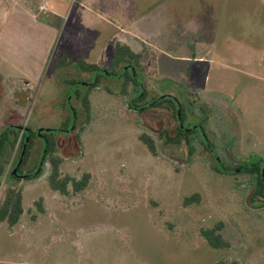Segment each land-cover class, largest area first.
I'll return each mask as SVG.
<instances>
[{"label":"rangeland","instance_id":"rangeland-1","mask_svg":"<svg viewBox=\"0 0 264 264\" xmlns=\"http://www.w3.org/2000/svg\"><path fill=\"white\" fill-rule=\"evenodd\" d=\"M17 1L23 7L0 4V132L52 130L61 172L91 178L78 193L52 191L37 139L22 171L40 168L39 175L12 179L19 143L8 144L0 201L6 186L20 187L24 212L11 228L0 222V264H264V191L253 194L252 175L215 170L216 157L234 166L228 154L264 164V0ZM115 42L141 53L146 100L169 93L181 101L186 123L201 120L214 155L198 133L165 143L160 134L176 124L170 112L130 108L131 86L123 95L106 74L89 92L85 118L73 94L85 85L72 80L95 73L75 60L108 68ZM62 54L73 63L54 69ZM69 103L75 128L57 131ZM142 132L156 156L138 139ZM194 193L200 202L184 206ZM39 198L43 213L33 205ZM218 222L225 249L200 234Z\"/></svg>","mask_w":264,"mask_h":264},{"label":"trees","instance_id":"trees-1","mask_svg":"<svg viewBox=\"0 0 264 264\" xmlns=\"http://www.w3.org/2000/svg\"><path fill=\"white\" fill-rule=\"evenodd\" d=\"M140 58L141 53L134 52L126 43L115 42L108 68H101L97 63L87 62L82 58H77L75 60V64L80 70L89 72L91 74L95 73V76L92 78V80H90V83L86 81L72 80L75 81V84H80L81 87L85 85V91L81 92L79 90V87L73 89L74 96L81 102V105L85 112V118L88 119L89 116V92L90 90L98 86L99 82L103 78H101V75L106 74L119 81L118 86L120 87L118 88V91L123 95L126 94V89L129 87V85L131 86V91L134 92V94L129 97L128 100V105L130 108L135 109L137 110V112L141 113L152 107H164L170 112V116L173 118L176 124L172 133H169L165 130L160 134L162 137H164L165 143L177 145L182 141L186 142L187 138L191 134L196 132V126H193L190 123H186L188 115L187 111L189 110L188 107L185 106L176 97L166 94L151 97L149 98V100H146V97L148 95L147 90L145 89V86L142 84V82H140L136 78L137 68L140 65ZM72 63L73 60L71 57L66 54H62L55 60L53 68L59 69L69 66ZM125 66H127L128 68L125 69ZM68 109L70 112L68 116H66L62 121L57 131L66 132L71 131L75 128L76 110L70 105V103ZM188 126L190 129L186 130V127ZM199 126L204 129L201 123H199ZM27 128L28 130L24 131L21 128L13 129L8 127L0 132V153L6 148L8 144H14L18 140L19 152L14 167L19 159L22 146L25 143V138L28 136L22 161L19 163L16 173H12V169L9 173V177L16 180L20 177L19 175L21 174V172H24V174H26L25 179H31L39 175L40 168H35L33 171H22V168L27 165L29 161L30 151L35 145V140L39 139V137H42L43 140L41 141L43 142V145L41 148V155L37 163L39 165L42 161H47L49 163L50 170L46 176L48 187L52 191L64 196L75 194L84 190L89 184L91 174L89 172H83L80 177L76 178L68 174H63L61 172V164L63 162V158L56 153V139L52 135V130H43L41 132V135L38 136L36 129H31L30 127ZM18 134H20L19 137ZM204 136L206 144L212 146V143L208 139L206 133H204ZM138 139L146 146L151 155H157L156 145L151 136L142 132L138 135ZM202 143L205 145L203 140ZM189 153H191V148H189ZM262 165L263 163L260 160H257L252 165H245L243 169L240 170V172H246L255 175L256 181L253 194H261L264 191V182L261 176ZM215 169L226 174L232 173V169L230 166L224 167V169H222L223 171H221V167L216 165ZM4 171V165L0 163V177L4 174ZM199 202L200 195L198 193H194L190 196H185L183 198L182 204L184 206H187ZM33 205L37 208L38 212H44V209L42 208L41 198L34 201ZM23 212L24 209L22 206V189L20 187H15L12 185L6 186L3 192V197L0 201V222L6 223L7 226L11 228L19 223ZM222 227V222H218L211 228L200 230L201 236L205 239L206 243L210 247L215 249H225L230 247V243L225 240L221 234Z\"/></svg>","mask_w":264,"mask_h":264},{"label":"flooded vegetation","instance_id":"flooded-vegetation-1","mask_svg":"<svg viewBox=\"0 0 264 264\" xmlns=\"http://www.w3.org/2000/svg\"><path fill=\"white\" fill-rule=\"evenodd\" d=\"M125 69L126 68H128L127 66H125L124 67ZM140 82H141V80L139 79V76H138V71H137V77H136ZM92 80V79H91ZM91 81H89V83H90ZM166 95H170L169 93H165ZM161 96V95H160ZM170 96H172V95H170ZM174 97V96H173ZM188 102V101H187ZM191 102V101H190ZM199 123H201V120L200 121H198L197 123H194V124H192L193 126H196L195 127V129H196V132L195 133H198L199 135H200V137L202 138V140H203V142L205 143V145H206V149H207V151L210 153V154H213V152H214V148L211 146V145H207L206 144V141H205V136H204V133H206L205 131H204V129H202L200 126H199ZM183 126V125H182ZM185 126V125H184ZM187 126V125H186ZM190 128H189V126L188 127H186V130H189ZM194 134V133H193ZM39 139H41V140H43V138L42 137H39ZM204 145V146H205ZM214 155V154H213ZM227 158L233 163V167H231V169H232V173L231 174H233V175H235V174H237V173H244V174H248V175H252V176H254V178H255V175L254 174H250V173H246V172H240V170H242L243 169V167L246 165V166H248V165H252L255 161H257V160H244V161H242V160H236V159H234V158H232V157H229V156H227ZM215 161H216V165H218V166H220L221 167V171H223L222 169H224V167H227L228 165H225V164H223L221 161H220V159L219 158H215ZM216 170V169H215ZM217 171V170H216ZM217 172H219V171H217ZM219 173H224V172H219ZM224 174H226V173H224ZM230 174V175H231ZM226 175H229V174H226ZM261 176H262V178H263V182H264V164L261 166ZM256 181V180H255Z\"/></svg>","mask_w":264,"mask_h":264},{"label":"water","instance_id":"water-1","mask_svg":"<svg viewBox=\"0 0 264 264\" xmlns=\"http://www.w3.org/2000/svg\"><path fill=\"white\" fill-rule=\"evenodd\" d=\"M21 129L24 130V131H27V130H28L27 127H23V128H21ZM43 130H47V129L39 128V129L37 130V134H38V136L41 135V132H42ZM27 140H28V136L25 138V143H24L23 146H22V149H21V152H20L19 159H18V161H17V164H16L15 167L13 168L12 173H16V171H17V167H18L19 163L22 161V158H23V156H24L25 149H26V142H27ZM228 156L231 157L229 154H228ZM176 162H177L178 164L183 163L182 160H178V159H176ZM41 163H42V162H40V164H41ZM19 176L23 178V177L26 176V174H20Z\"/></svg>","mask_w":264,"mask_h":264},{"label":"crops","instance_id":"crops-1","mask_svg":"<svg viewBox=\"0 0 264 264\" xmlns=\"http://www.w3.org/2000/svg\"><path fill=\"white\" fill-rule=\"evenodd\" d=\"M6 1L7 0H0V4L2 3V2H4V4L6 3ZM9 2H12L13 3V5H15V4H20L21 5V3H18V1L17 0H8ZM6 5V4H5ZM22 7H23V5H21ZM25 10H27V8H25ZM28 11V10H27Z\"/></svg>","mask_w":264,"mask_h":264},{"label":"built area","instance_id":"built-area-1","mask_svg":"<svg viewBox=\"0 0 264 264\" xmlns=\"http://www.w3.org/2000/svg\"><path fill=\"white\" fill-rule=\"evenodd\" d=\"M47 1H43V3L40 5V9H45V7L47 6Z\"/></svg>","mask_w":264,"mask_h":264}]
</instances>
